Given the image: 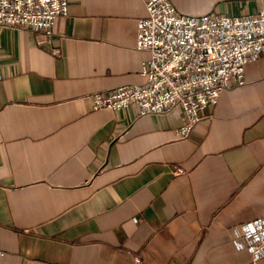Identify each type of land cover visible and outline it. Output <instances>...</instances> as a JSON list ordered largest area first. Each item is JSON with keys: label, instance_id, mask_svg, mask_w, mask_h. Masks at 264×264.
<instances>
[{"label": "crops", "instance_id": "0c3cea01", "mask_svg": "<svg viewBox=\"0 0 264 264\" xmlns=\"http://www.w3.org/2000/svg\"><path fill=\"white\" fill-rule=\"evenodd\" d=\"M172 2L189 15L264 8ZM145 16L143 0H69L49 36L0 28V264H251L239 228L264 216V53L178 139L180 111L92 106L142 84Z\"/></svg>", "mask_w": 264, "mask_h": 264}, {"label": "built area", "instance_id": "2783aa9c", "mask_svg": "<svg viewBox=\"0 0 264 264\" xmlns=\"http://www.w3.org/2000/svg\"><path fill=\"white\" fill-rule=\"evenodd\" d=\"M143 1L146 16L137 21L135 44L149 54L141 64L143 82L95 92L92 106L113 111L134 106L139 116L180 111L184 121L176 135L186 139L202 110L215 106L223 92L246 84L245 65L264 53V8L236 17L189 15L172 0ZM68 7L69 0H0V28H29L49 36ZM239 232L256 264L264 258V216Z\"/></svg>", "mask_w": 264, "mask_h": 264}]
</instances>
